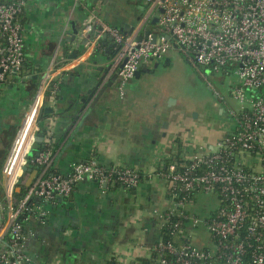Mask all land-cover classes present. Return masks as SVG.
I'll use <instances>...</instances> for the list:
<instances>
[{
	"label": "crops",
	"instance_id": "obj_1",
	"mask_svg": "<svg viewBox=\"0 0 264 264\" xmlns=\"http://www.w3.org/2000/svg\"><path fill=\"white\" fill-rule=\"evenodd\" d=\"M109 3L110 0H27L18 17L25 57L32 69H22L0 85V251L8 235L10 211L2 167L35 93L31 96L26 91L24 82L29 73L39 77V84L51 66L55 68L54 79L59 81L55 95H49L45 103L52 109L44 122L51 134L45 133L41 142L52 153L51 173L66 176L73 164L93 157L101 165L131 167L141 176L133 189L120 185L100 187L86 180L78 182L65 198L37 203L35 215L23 230L24 251L31 264H128L149 259L153 245L162 239L158 215L171 208L174 201L167 181L157 175L160 165L211 153L230 128L218 119L214 123L219 127L215 141L211 142L209 131L203 129L191 135L193 120L177 117L174 104L166 103L170 91L157 83L163 76L155 77L149 69L181 60L173 51L141 66L146 70L129 80L122 97L115 79L111 87L106 86L112 75L107 77L109 70L105 74L104 70L113 54V42L99 43L91 50L81 44L79 35L72 43L67 37L72 33L71 22L78 27L93 8L103 13L98 15L106 23L117 28L127 25V31H121L129 32L141 13L133 17L120 11L117 14L108 7ZM139 7L144 11L143 0ZM101 75L106 87L102 85L96 91L101 89L102 93L91 96ZM153 82L160 87H154ZM32 117L28 115L13 153H22ZM42 122L39 120V125ZM192 206L195 211L196 204ZM207 218L208 215L204 217ZM198 229L190 230V242L202 247L207 234L206 239L195 240Z\"/></svg>",
	"mask_w": 264,
	"mask_h": 264
},
{
	"label": "built area",
	"instance_id": "obj_2",
	"mask_svg": "<svg viewBox=\"0 0 264 264\" xmlns=\"http://www.w3.org/2000/svg\"><path fill=\"white\" fill-rule=\"evenodd\" d=\"M27 0H0V85L22 70L24 37L16 22ZM144 13L129 32L102 20L96 8L90 10L79 29L84 36L94 26L96 36L86 48L94 49L102 34L112 38L113 54L109 76L116 75L120 97L135 72L171 50L179 51L196 69L210 68L233 75L237 83L230 88L241 105L228 110L231 125L215 143L211 153L192 155L178 165H160L157 175L167 181L174 199L172 207L158 215L160 229L182 232L181 220L191 226L203 225L207 242L202 247L188 243L180 248L162 239L152 247L160 264H264V0H143ZM157 21L151 24V20ZM50 66L27 106L14 141L2 167L3 189L8 213V245L0 251V264H31L24 251L26 235L18 222L32 198L50 201L67 197L80 181L100 187L138 185L139 173L127 166L101 165L95 158L73 164L66 176L48 173L52 153L45 148L31 163L39 168L23 197L14 202L13 193L27 165L28 152L40 131V115L58 89ZM33 122L27 132L22 153H13L28 115ZM46 127V126H45ZM51 134L47 127L45 133ZM196 191L217 193L221 206L213 217L199 220L188 215L186 197ZM181 197L177 199V197ZM176 218L171 222L172 218ZM172 255V259L165 254Z\"/></svg>",
	"mask_w": 264,
	"mask_h": 264
},
{
	"label": "rangeland",
	"instance_id": "obj_3",
	"mask_svg": "<svg viewBox=\"0 0 264 264\" xmlns=\"http://www.w3.org/2000/svg\"><path fill=\"white\" fill-rule=\"evenodd\" d=\"M109 5L108 7L114 9L117 14L120 11L129 17L144 13L139 7L138 0H110ZM97 12L102 16V12V14L100 11ZM171 51L176 53L181 60L173 62L170 66L156 64L155 67L149 69V72H155V77L163 76L157 83L161 84V88L169 89L170 95L166 103L174 104L176 116L188 121L193 120L194 128H191L193 130L191 135H195L198 129L200 132L203 129L206 132L209 131V140L213 142L219 134V127L214 123L218 119L230 123L231 117L228 110H235L241 105L232 98L230 93V88L237 83V78L233 75H225L221 70L213 72L210 68L196 69L179 51ZM153 83L154 87H160L156 82ZM144 93L149 96V92ZM220 110H222L221 113ZM35 145L33 143L32 146ZM195 202V212L202 219L219 206L216 193L199 192L195 195ZM194 233L195 240L202 241L203 237L206 239L205 228L201 224Z\"/></svg>",
	"mask_w": 264,
	"mask_h": 264
},
{
	"label": "trees",
	"instance_id": "obj_4",
	"mask_svg": "<svg viewBox=\"0 0 264 264\" xmlns=\"http://www.w3.org/2000/svg\"><path fill=\"white\" fill-rule=\"evenodd\" d=\"M23 10L22 9V12L21 14L18 15V17L20 15H22L23 13ZM18 17L16 19V22H19L20 24V21L18 20ZM21 26V25H20ZM24 55H25V45H24ZM67 54L65 53L64 56H66ZM32 67V64H30L28 62V59H27V56L24 58V61H23V64H22V69H29ZM32 69V68H31ZM30 75L26 78L25 80V86H26V91L29 92V94L32 96L33 93L35 92L36 88H37V85H38V82H39V77L36 75V76H32L31 73H29ZM51 93V90L48 91L47 93V96H49V94ZM49 117V114L48 113H45L44 110L41 112V115H40V120L43 121L40 125H41V128L40 130L42 131H46V125H45V120ZM36 144V149L33 153L32 156H28L27 158V166L29 167H32L33 169H36L37 171L39 170L38 167H36L35 165H33L31 163V160L35 157V155L37 153H39L40 151H42L45 147L44 145L41 143V142H35ZM172 161H175L177 162L178 165H180L183 160L181 159H172ZM48 173H51V170L48 169L47 171ZM55 174V173H53ZM28 177V173L27 172H23V175L18 183V186H19V190L18 191H15L13 193V199H14V204L15 202H17L18 200H20L23 195L25 194V192L27 191L28 186L25 185V181ZM140 179H141V176H140ZM110 186V185H108ZM133 189V188H131ZM199 192H203V191H196L194 192L193 194H189L187 197H186V207L183 208L184 212L188 215H193L194 218H198L199 220H206V219H202V217H200L198 215L197 212H195L193 209H192V204H196L195 202V195ZM217 194V193H216ZM70 195V194H69ZM68 195V196H69ZM218 196V195H217ZM65 198V197H64ZM181 197H177V199H180ZM218 199H219V206L214 210V211H210V214L208 215V218L209 217H213L215 215V213L217 212V209L221 206V202H220V197L218 196ZM39 202H42V200L40 198H32L29 203H28V210L24 211L20 218L18 219V222L22 225L23 227V230H24V226L25 224L35 215V210L33 209L35 207V205ZM176 218H172V220H170L171 222L175 221ZM181 224H182V232H172V229L168 228V227H163L161 228V238L164 242L166 241H170L174 246L180 248L188 243H191L190 241V230H195V229H198V225L196 226H191V221L188 219V218H184L181 220ZM190 235V236H189ZM10 241V236L9 234L6 236V238L4 239V243H3V248L6 247L8 245V242ZM205 241V239H204ZM192 244V243H191ZM196 246V244H193ZM204 245V244H203ZM213 247V244H210L209 247H202L204 248L205 251H208L209 248ZM165 254V253H164ZM166 258H169V259H172V255L169 254V253H166L165 254ZM115 264V263H114ZM128 264H160L159 261H158V253L157 252H153V255L149 258V259H139L137 261V263H128Z\"/></svg>",
	"mask_w": 264,
	"mask_h": 264
},
{
	"label": "water",
	"instance_id": "obj_5",
	"mask_svg": "<svg viewBox=\"0 0 264 264\" xmlns=\"http://www.w3.org/2000/svg\"><path fill=\"white\" fill-rule=\"evenodd\" d=\"M140 1H141V0H139V2H140ZM156 21H157V19H156V18H153V19L151 20V24H154ZM71 24H72V33H71V35H69V36L67 37V41H69L70 43H72V42L76 39V36L79 35V34H78V33H79V28H80V26H81V25H79V26L77 27V26L74 25L73 22H71ZM118 29H120V30H124V31H127V25H123L122 27H118ZM95 36H96V30H95V27L93 26V27L91 28V30L88 31L84 36H79V37H82L81 44H82L84 47H86L90 42L93 41V39H94ZM106 41H112V38H111L110 36H108L107 34L104 33V34H102V35L100 36V38L96 41V44L103 43V42L106 43ZM96 47H97V46H96ZM94 48H95V47H94ZM108 68H109V65H108V66L106 67V69L104 70V74L108 71ZM145 70H146V69H145ZM145 70L142 69V68H139V69L135 72L134 77H138V76H139L143 71H145ZM34 76H36V75H34ZM103 77H104V76L101 75V76L97 79V81H96V85L94 86V88H93V90H92V92H91V96H92L93 94L96 93L97 88L102 87V85L104 86L105 83H104ZM115 77H116V75L113 74V75L111 76V78H110V81H109V82H106V86L111 87V84H112V82L114 81ZM106 86H104V88H105ZM101 93H102V90L100 89L99 92L96 93V95H100ZM51 110H52V109H51L49 106H45V108H44V112H45V113H48V112H50ZM43 139H44V131L40 130L39 132L36 133L35 138H34V141H35V142H42ZM34 151H35V149H34V148H31V149L29 150V152H28V156H32L33 153H34ZM22 170H23V172H27V173H28V177H27V179H26V181H25V185L28 186V185H30V183L32 182L34 176L36 175L37 170H36V169H33L32 167H29V166H27V165H24V166L22 167ZM18 190H19V186H17V187L15 188V191H18Z\"/></svg>",
	"mask_w": 264,
	"mask_h": 264
},
{
	"label": "flooded vegetation",
	"instance_id": "obj_6",
	"mask_svg": "<svg viewBox=\"0 0 264 264\" xmlns=\"http://www.w3.org/2000/svg\"><path fill=\"white\" fill-rule=\"evenodd\" d=\"M226 122V121H225ZM224 126H226V127H229L230 125H229V122H226L225 124H224Z\"/></svg>",
	"mask_w": 264,
	"mask_h": 264
}]
</instances>
